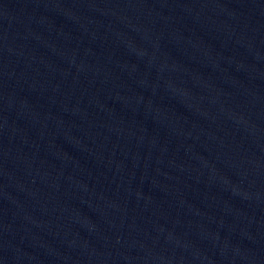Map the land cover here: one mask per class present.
Returning a JSON list of instances; mask_svg holds the SVG:
<instances>
[{
	"label": "water",
	"instance_id": "obj_1",
	"mask_svg": "<svg viewBox=\"0 0 264 264\" xmlns=\"http://www.w3.org/2000/svg\"><path fill=\"white\" fill-rule=\"evenodd\" d=\"M0 264H264V0H0Z\"/></svg>",
	"mask_w": 264,
	"mask_h": 264
}]
</instances>
